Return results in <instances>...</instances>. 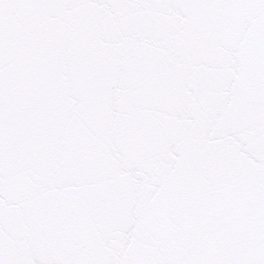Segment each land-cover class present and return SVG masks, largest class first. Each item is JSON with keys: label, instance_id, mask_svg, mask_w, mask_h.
I'll return each instance as SVG.
<instances>
[{"label": "snow or ice", "instance_id": "snow-or-ice-1", "mask_svg": "<svg viewBox=\"0 0 264 264\" xmlns=\"http://www.w3.org/2000/svg\"><path fill=\"white\" fill-rule=\"evenodd\" d=\"M0 264H264V0H0Z\"/></svg>", "mask_w": 264, "mask_h": 264}]
</instances>
